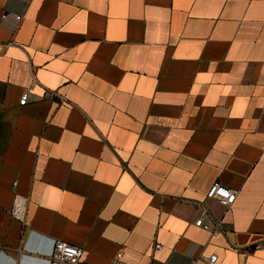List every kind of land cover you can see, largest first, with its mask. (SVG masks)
I'll return each mask as SVG.
<instances>
[{"label":"crops","instance_id":"1","mask_svg":"<svg viewBox=\"0 0 264 264\" xmlns=\"http://www.w3.org/2000/svg\"><path fill=\"white\" fill-rule=\"evenodd\" d=\"M56 240L80 264H264V0H0V264Z\"/></svg>","mask_w":264,"mask_h":264},{"label":"built area","instance_id":"2","mask_svg":"<svg viewBox=\"0 0 264 264\" xmlns=\"http://www.w3.org/2000/svg\"><path fill=\"white\" fill-rule=\"evenodd\" d=\"M18 20L20 16H16ZM30 92L25 90L20 98V105H26L29 100ZM238 191L217 182L211 186L207 192V196L217 199L223 206L229 208L236 200ZM25 204L17 200L12 208V214L17 218H22L25 214ZM209 212L206 208H201L200 215L195 219V225L218 234L221 231V222L207 220ZM156 248H162L161 244H156ZM256 248H261L258 244ZM83 248L64 240H56L54 248L50 256V264H80L83 255ZM217 255L210 256V262H215ZM193 261L192 263H194ZM110 264H130L123 257V252L119 251L115 254Z\"/></svg>","mask_w":264,"mask_h":264}]
</instances>
